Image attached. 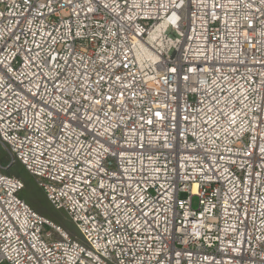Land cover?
<instances>
[{"label":"built area","instance_id":"1","mask_svg":"<svg viewBox=\"0 0 264 264\" xmlns=\"http://www.w3.org/2000/svg\"><path fill=\"white\" fill-rule=\"evenodd\" d=\"M0 144L80 235L0 165V264H264V0H0Z\"/></svg>","mask_w":264,"mask_h":264},{"label":"snow or ice","instance_id":"2","mask_svg":"<svg viewBox=\"0 0 264 264\" xmlns=\"http://www.w3.org/2000/svg\"><path fill=\"white\" fill-rule=\"evenodd\" d=\"M83 59V56L81 57ZM47 63V61H45ZM102 67V65H101ZM175 71V69H173ZM86 74L88 76L95 75L96 72L93 70L92 72H89L86 67H82L81 71L79 73L74 72L71 76H68L65 80L63 85L61 86L60 90L62 92L69 93V99L72 98V94H74L77 90H82L86 87L87 81H86ZM119 79V78H117ZM103 77L98 76L96 83L102 82ZM123 93H121L122 95ZM107 99L111 100L112 97H107ZM232 100L233 96L229 95L227 98H219L214 100V106H215V112L218 113V115H213L211 111L209 112L210 115V124L212 127L217 126L220 124V117L224 118V121L227 122L229 125H231L234 121L231 119V113H235V108L232 106ZM99 103V101H97ZM237 103H239V100H237ZM224 105V107H220V105ZM71 108L69 107V111ZM230 110V111H229ZM62 133L56 132L53 133L51 131L44 133L43 138L40 139V143L36 145L37 149H40L38 152L34 149L33 150V158L36 159L41 156L52 154L53 156L59 155V161L51 160L49 163H61V167H63V164H70V161L76 157L77 149L75 147V144L71 148L68 147L67 142L65 141L63 143V147L61 149H58L56 153H53V149L56 147V144L60 142V137ZM78 143V141L76 142ZM41 167H46V165L41 164Z\"/></svg>","mask_w":264,"mask_h":264},{"label":"rangeland","instance_id":"3","mask_svg":"<svg viewBox=\"0 0 264 264\" xmlns=\"http://www.w3.org/2000/svg\"><path fill=\"white\" fill-rule=\"evenodd\" d=\"M2 157H5L7 159V167H9L10 165L12 166V164H10L9 154L6 147L0 144V159H2ZM21 194L23 197H25V200H29L27 202L31 205V208L34 209L37 213L42 214L48 220H51L55 224L61 226L70 235L80 237L78 231L76 230L75 226L70 222L66 213L62 209L54 208L49 203L43 191L36 185L34 178L33 181L29 183V185L26 186V188L22 192H20V195ZM191 206L193 209H196L198 207V197L196 195H192L191 197Z\"/></svg>","mask_w":264,"mask_h":264},{"label":"trees","instance_id":"4","mask_svg":"<svg viewBox=\"0 0 264 264\" xmlns=\"http://www.w3.org/2000/svg\"><path fill=\"white\" fill-rule=\"evenodd\" d=\"M0 165L2 166L3 168V173H5L6 175H16V177H18L19 179L22 180L23 182V188L20 192H22L26 186L29 185V183H31L33 181V178L32 176H30V174L24 169V167L16 162V163H13L12 166L10 165L9 167H7V159L5 157H2V159H0ZM7 167V168H6ZM20 192H19V197H21L27 204H29L27 201L29 200H25L22 196V194L20 195ZM30 205V204H29ZM31 206V205H30ZM42 215V214H41Z\"/></svg>","mask_w":264,"mask_h":264}]
</instances>
